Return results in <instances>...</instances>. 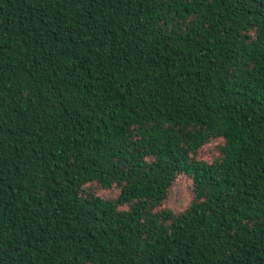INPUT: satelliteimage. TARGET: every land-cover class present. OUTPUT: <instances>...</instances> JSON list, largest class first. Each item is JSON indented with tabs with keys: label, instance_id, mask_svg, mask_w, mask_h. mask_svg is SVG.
Listing matches in <instances>:
<instances>
[{
	"label": "trees",
	"instance_id": "obj_1",
	"mask_svg": "<svg viewBox=\"0 0 264 264\" xmlns=\"http://www.w3.org/2000/svg\"><path fill=\"white\" fill-rule=\"evenodd\" d=\"M0 264H264V0H0Z\"/></svg>",
	"mask_w": 264,
	"mask_h": 264
},
{
	"label": "rangeland",
	"instance_id": "obj_2",
	"mask_svg": "<svg viewBox=\"0 0 264 264\" xmlns=\"http://www.w3.org/2000/svg\"><path fill=\"white\" fill-rule=\"evenodd\" d=\"M215 146L216 143L214 142L203 147L199 151V158L206 161H210L213 153H215ZM189 183L190 179L188 177H185L184 175L178 176L175 185L172 189L171 197L164 203V206L169 207L175 211L183 210L191 199ZM116 193V189L98 191V195L102 197H114Z\"/></svg>",
	"mask_w": 264,
	"mask_h": 264
}]
</instances>
